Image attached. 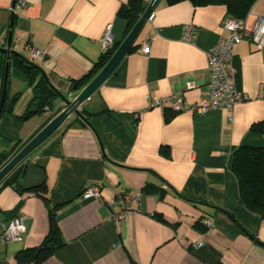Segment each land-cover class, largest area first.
I'll use <instances>...</instances> for the list:
<instances>
[{
  "label": "crops",
  "instance_id": "obj_1",
  "mask_svg": "<svg viewBox=\"0 0 264 264\" xmlns=\"http://www.w3.org/2000/svg\"><path fill=\"white\" fill-rule=\"evenodd\" d=\"M127 1L28 0L14 14L15 0H0V47L12 32V49L73 98L83 88H73L74 81L103 55L107 28L114 43L128 34L118 14ZM153 12L135 48L81 105L88 123L70 115L28 156L43 169L46 189L9 184L10 176L0 183V264H19L20 252L43 244L53 229V210L62 245L29 264H264V219L240 203L232 170L239 146L264 147V131L251 129L255 123L264 127V99L259 97L264 48L249 39L234 46L235 86L247 99L232 108L175 112L178 99L193 105L208 98L206 52L228 34L222 26L228 12L224 4L196 6L190 0H160ZM261 15L264 0H256L245 17L247 27ZM189 23L196 27L193 41L184 39ZM146 39L150 46L144 51ZM34 50L40 53L34 56ZM8 79L10 96L19 98L13 113L0 116V136L25 145L52 112L18 118L34 91L25 72L12 64ZM4 83L5 73L0 75V102ZM149 97L162 99V106H153ZM62 103L59 97L60 111ZM92 184L101 186V196L80 199ZM147 184L155 189L145 191ZM124 191L139 199L113 206ZM14 217L26 233L19 241H5L1 235ZM203 217L212 223L206 225Z\"/></svg>",
  "mask_w": 264,
  "mask_h": 264
},
{
  "label": "trees",
  "instance_id": "obj_2",
  "mask_svg": "<svg viewBox=\"0 0 264 264\" xmlns=\"http://www.w3.org/2000/svg\"><path fill=\"white\" fill-rule=\"evenodd\" d=\"M169 3H177L183 0H167ZM196 6H206L211 4H224L227 8L228 16L237 18H245L250 11L252 5L256 0H190ZM147 8L146 0H128L123 3L118 11L119 16L127 22V33L132 29L135 23L144 13ZM120 42L113 43L107 50L103 52V55L99 59L98 63L91 69V71L80 80H76L73 83V88L86 86L96 74L106 65L110 60ZM135 48V45L131 47L130 51ZM129 51V52H130ZM7 60L3 59L0 62V75L4 77L5 66ZM10 64L20 68L25 72L28 78V83L32 86L34 94L28 102L27 108L22 115H17L20 119H28L34 115L42 114L47 110L52 114L48 117L47 122L60 111V108H56L57 100L62 93L56 88L49 77H45L43 69L29 61L22 54H13L10 58ZM9 79L6 86V98L1 111L0 116L4 112L13 113L14 104L17 102L19 96H10L9 94ZM1 95V101H2ZM1 104V102H0ZM85 118L79 116L78 120L82 123H88V113L86 110H82ZM103 111L92 113L91 115H100ZM253 131L263 132L264 127L261 124L255 123L251 128ZM24 146L21 141L13 142L5 137L0 136V170L12 159V157ZM232 170L239 181V201L249 210L260 215L264 219V147H254L249 145L239 146L233 156ZM21 189V188H20ZM39 189L45 190L43 184ZM155 189L152 184L145 186V191H151ZM23 192V189H21ZM52 217L54 220L53 229L47 236L43 244L36 249H26L17 255L19 264H29L32 261L40 262L47 258L57 247L61 246L59 238V229L56 223L57 215L56 211H52ZM203 217V222L205 223ZM206 224V223H205ZM201 227V226H200Z\"/></svg>",
  "mask_w": 264,
  "mask_h": 264
},
{
  "label": "built area",
  "instance_id": "obj_3",
  "mask_svg": "<svg viewBox=\"0 0 264 264\" xmlns=\"http://www.w3.org/2000/svg\"><path fill=\"white\" fill-rule=\"evenodd\" d=\"M28 0H15L10 7L12 13H16V6L25 5ZM155 13L152 12L148 20L153 21ZM246 18H237L227 16L222 21V26L228 31V34L220 39L216 44L210 47L207 52L208 72H209V92L208 98L190 105L184 103L181 99L174 102L173 109L175 112L187 110L208 111L215 108H232L235 104L247 99V95L239 91L235 86L234 69L231 67L234 46L241 43L244 39L251 40L258 49L264 48V15L258 17L252 28L246 25ZM196 27L193 23L184 26V39L193 41ZM114 43V35L111 27L107 28L102 37L103 51L107 50ZM150 39H146L141 44V50H148ZM40 52L33 51L37 56ZM190 86H193L191 84ZM259 97L264 99V89L260 92ZM153 106H162V99L158 97H149ZM101 196V186L92 184L87 186L80 195V199L88 200L99 198ZM139 199L138 195H132L129 192H121L111 203L116 206L119 202L129 206L132 201ZM206 225L212 223L211 218H205ZM26 226L19 217L12 218L5 226L1 235L5 241H19L26 233ZM201 245V242L195 243V246Z\"/></svg>",
  "mask_w": 264,
  "mask_h": 264
},
{
  "label": "water",
  "instance_id": "obj_4",
  "mask_svg": "<svg viewBox=\"0 0 264 264\" xmlns=\"http://www.w3.org/2000/svg\"><path fill=\"white\" fill-rule=\"evenodd\" d=\"M160 0H150L147 8L142 16L135 23L124 40L120 43L110 60L106 65L96 74V76L84 86L75 97L71 98L60 94L62 100L63 109L54 115L53 118L29 141L27 142L13 157L12 159L0 170V183L7 178L9 184L21 183L24 189L30 190L42 186L45 180V174L33 160H28V156L43 144L48 138H50L66 121V119L72 115L77 114L83 118L85 116L82 113L81 105L107 81V79L115 72L125 56L129 53L131 47L135 43L143 27L145 26L149 15L154 11ZM0 52L7 57L6 71H5V83L3 89L2 101L0 104V114L6 98V86L7 78L10 70V58L13 54H20L16 50L12 49V32L9 34L8 42L6 46L0 47ZM45 77L47 74L43 71ZM78 87H75L77 89Z\"/></svg>",
  "mask_w": 264,
  "mask_h": 264
}]
</instances>
